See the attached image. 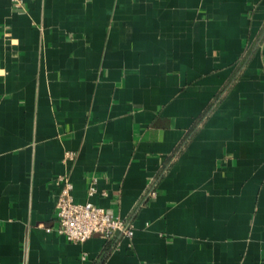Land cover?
I'll use <instances>...</instances> for the list:
<instances>
[{
    "label": "crops",
    "instance_id": "0c3cea01",
    "mask_svg": "<svg viewBox=\"0 0 264 264\" xmlns=\"http://www.w3.org/2000/svg\"><path fill=\"white\" fill-rule=\"evenodd\" d=\"M0 264H264V0H0Z\"/></svg>",
    "mask_w": 264,
    "mask_h": 264
},
{
    "label": "built area",
    "instance_id": "2783aa9c",
    "mask_svg": "<svg viewBox=\"0 0 264 264\" xmlns=\"http://www.w3.org/2000/svg\"><path fill=\"white\" fill-rule=\"evenodd\" d=\"M16 6H21L22 0H12ZM74 153L67 152L64 161L73 160ZM57 182L60 192L56 201V213L60 234L73 242H85L94 233L106 237L119 233L125 237L134 234V227L126 219L115 215L112 210L97 206L92 202L77 203L73 199V183L68 174L59 175ZM96 187L91 185L89 192L94 194ZM154 194V192H152Z\"/></svg>",
    "mask_w": 264,
    "mask_h": 264
}]
</instances>
